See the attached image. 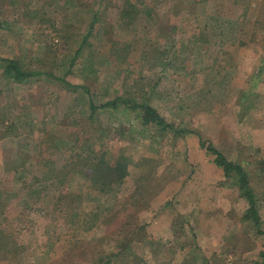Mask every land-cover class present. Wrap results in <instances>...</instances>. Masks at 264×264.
Listing matches in <instances>:
<instances>
[{
    "label": "rangeland",
    "instance_id": "obj_1",
    "mask_svg": "<svg viewBox=\"0 0 264 264\" xmlns=\"http://www.w3.org/2000/svg\"><path fill=\"white\" fill-rule=\"evenodd\" d=\"M0 56L68 81L0 65V264H89L137 221L156 238L133 241L139 264H264V0H0ZM118 96L191 131L91 113ZM200 135L248 171L260 227ZM95 151L127 160L108 194Z\"/></svg>",
    "mask_w": 264,
    "mask_h": 264
},
{
    "label": "trees",
    "instance_id": "obj_2",
    "mask_svg": "<svg viewBox=\"0 0 264 264\" xmlns=\"http://www.w3.org/2000/svg\"><path fill=\"white\" fill-rule=\"evenodd\" d=\"M85 41V40H84ZM82 46L76 51V56L80 53ZM0 65L4 68V75L13 81H24L30 77L38 75H46L47 77L57 78L60 81L68 83L64 77L56 76L52 71L48 70H33L27 69L22 62L16 58L3 57L0 56ZM85 90H87L86 87ZM120 104H123L126 108L136 109L139 108L143 110L142 122L143 124H151L160 128H168L169 130H174L175 132H184L191 131L189 129H178L174 123L167 121V119L162 116L155 107L149 104L148 101H136L135 96L133 97H116L115 99L106 101L102 105H95L90 102L91 113H95L97 108H119ZM201 136V146H205L208 151L216 155L215 162L218 166L222 167L226 178H229L239 186L240 195L245 197L249 203V206L246 210L245 217L252 219L255 227H260V213L258 208V198L257 193L254 187L251 184L250 175L243 164L239 161H232L225 157L224 154L219 152L211 142L206 141ZM207 144V145H206ZM83 168L85 174L88 176L91 181L92 187L98 191L108 194L114 190V187L121 182V180L126 177L127 171V160L125 158H119L116 161L109 162L103 155L101 156L96 151L92 153V156H88L83 159ZM82 164V165H83ZM260 166L261 172L264 173V159H262ZM142 189H145L142 187ZM138 190V189H137ZM133 195V194H132ZM131 199L136 196H132ZM62 193L57 197V201H62L64 199ZM76 207V206H75ZM74 207V208H75ZM77 214H75L76 216ZM75 219L71 217V221ZM135 221H125L122 225L121 231L124 228L130 227L131 224H134ZM131 234L120 235L118 238L117 250L113 252L102 251L96 254V257H93L92 261L89 264H125L128 260H131L130 257L134 260V264H139L138 261L140 258L137 256V253L133 247V241L135 239L148 240L151 244H154L156 238L148 234L146 230V225L139 223L138 221L135 224ZM117 237V236H116ZM189 253H194L199 249V245L189 244ZM194 248V249H193ZM155 253H158L160 247L157 246L153 249ZM261 255L264 258V251L261 252ZM118 260V261H117ZM118 262V263H117Z\"/></svg>",
    "mask_w": 264,
    "mask_h": 264
}]
</instances>
